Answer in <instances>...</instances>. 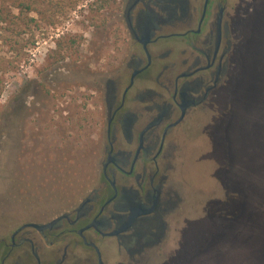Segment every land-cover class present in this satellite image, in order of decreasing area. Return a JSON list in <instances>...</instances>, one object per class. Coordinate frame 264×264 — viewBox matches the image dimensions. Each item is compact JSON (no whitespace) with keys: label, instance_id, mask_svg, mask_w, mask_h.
<instances>
[{"label":"rangeland","instance_id":"374dc122","mask_svg":"<svg viewBox=\"0 0 264 264\" xmlns=\"http://www.w3.org/2000/svg\"><path fill=\"white\" fill-rule=\"evenodd\" d=\"M69 4L57 14L42 4L21 35L5 33L12 42L0 31V233L35 208L49 212L43 221L75 204L99 176L93 80L106 85L105 72L127 61L123 5ZM231 4V84L182 141L184 202L146 257L124 250L106 264H264V0Z\"/></svg>","mask_w":264,"mask_h":264},{"label":"flooded vegetation","instance_id":"af4514ba","mask_svg":"<svg viewBox=\"0 0 264 264\" xmlns=\"http://www.w3.org/2000/svg\"><path fill=\"white\" fill-rule=\"evenodd\" d=\"M122 5L127 61L105 72L111 75L106 85L93 80L101 109L97 182L47 220L39 219L49 212L35 208L0 233V264H106L105 255L121 256L124 250L146 257L184 202L176 161L193 120L231 84L234 5L231 0H122ZM56 155L52 151L47 159ZM59 217L44 229L26 225Z\"/></svg>","mask_w":264,"mask_h":264},{"label":"trees","instance_id":"16d2710c","mask_svg":"<svg viewBox=\"0 0 264 264\" xmlns=\"http://www.w3.org/2000/svg\"><path fill=\"white\" fill-rule=\"evenodd\" d=\"M70 0H0V31L3 41L12 42V36L18 37L26 27H31L35 17L31 13H39L42 4L47 7L45 10L59 13L70 7ZM74 3V2H73ZM69 4V5H68ZM52 22V20H51ZM12 35L10 38L5 35ZM0 80V93L3 89Z\"/></svg>","mask_w":264,"mask_h":264},{"label":"water","instance_id":"95a60500","mask_svg":"<svg viewBox=\"0 0 264 264\" xmlns=\"http://www.w3.org/2000/svg\"><path fill=\"white\" fill-rule=\"evenodd\" d=\"M59 219H61V217H59V218L53 220V221L50 222V223L42 224V225H40V224H26V225H35V226H37L39 229H44V228H46V227H48V226H52V225H53L54 223H56Z\"/></svg>","mask_w":264,"mask_h":264}]
</instances>
